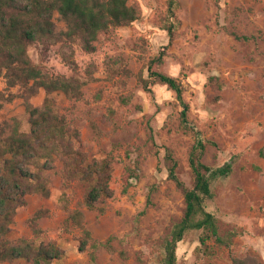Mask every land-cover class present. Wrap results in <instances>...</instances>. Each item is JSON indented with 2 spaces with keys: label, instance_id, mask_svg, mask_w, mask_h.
I'll use <instances>...</instances> for the list:
<instances>
[{
  "label": "rangeland",
  "instance_id": "1",
  "mask_svg": "<svg viewBox=\"0 0 264 264\" xmlns=\"http://www.w3.org/2000/svg\"><path fill=\"white\" fill-rule=\"evenodd\" d=\"M129 2L139 18L101 33L94 52L78 42L71 49L59 42L42 59L36 47L29 49L43 71L86 81L80 98L52 96L88 156L111 160L113 196L87 207L88 184L67 179L58 160L49 172L50 196L27 195L8 237L35 239L30 219L44 210L37 220L42 235L63 250L52 264H162L165 238L186 209L182 191L169 177L166 148L178 161V176L192 186L189 155L201 137L214 142L207 145L204 163L232 166L228 175L214 179L208 210L222 234L236 235L229 245L212 238L207 249L203 232L191 231L178 244V264H234L236 258L264 264V0H179L180 23L172 39L165 28L167 0ZM55 21L58 31L66 30L58 13ZM63 50L73 52L76 68ZM162 51L160 70L183 82L188 128L174 90L162 83L143 85L150 60ZM46 95L40 88L29 96L24 87H9L1 78L0 123L6 134L15 121L27 130V103L41 107ZM73 210L83 212L93 242L110 239L111 247L90 244L82 250Z\"/></svg>",
  "mask_w": 264,
  "mask_h": 264
},
{
  "label": "trees",
  "instance_id": "2",
  "mask_svg": "<svg viewBox=\"0 0 264 264\" xmlns=\"http://www.w3.org/2000/svg\"><path fill=\"white\" fill-rule=\"evenodd\" d=\"M167 4L165 28L172 39L180 23L177 16L180 3L179 0H167ZM55 13L65 22L66 30H57ZM139 16L138 8L129 0H0V79L5 78L9 87H24L29 96L40 88L47 93L41 107L27 103V130L21 129L20 123L15 121L11 133L6 134L5 126L0 123V261L25 259L33 264H52L63 255L58 243L43 236L37 224L45 214L44 210L37 211L30 219L35 239L11 240L8 237L17 210L26 204L27 195L50 196L49 172L54 169L56 161H62L67 179H79L88 184L87 207L94 208L100 199L114 194L111 160L88 156L81 146L78 130L70 127L52 96L54 92H63L70 98H80L86 81L77 76L66 77L43 71L32 60L30 47H36L42 59H46L51 47L59 42L70 49L78 42L84 50L94 52V42L101 33L126 26ZM63 53L76 68L73 52L63 50ZM164 54L162 51L150 60L148 78H142V82L146 88L152 83H162L174 90L183 105L182 124L188 128L189 106L183 100L184 85L179 78L160 70ZM208 144L214 142L199 137L190 151L192 186L178 176V161L172 150L166 148L169 177L182 191L186 209L183 218L165 238L162 264H178V244L191 231L203 232L200 240L207 249L208 240L212 238L220 245H229L236 235L235 231L222 234L216 215L208 210V201L214 197V179L228 175L232 170L230 163L212 167L203 162ZM126 182L129 185V177ZM70 218L82 228V250L90 244L95 248L99 245L111 247L110 239L105 243L93 242L82 211H71ZM92 259L95 260L94 254ZM250 261L251 258H236L233 263L250 264Z\"/></svg>",
  "mask_w": 264,
  "mask_h": 264
}]
</instances>
